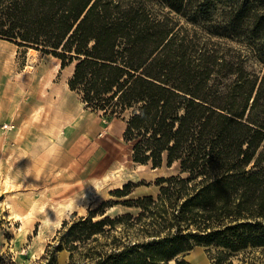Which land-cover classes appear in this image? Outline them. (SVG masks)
<instances>
[{"label": "trees", "instance_id": "1", "mask_svg": "<svg viewBox=\"0 0 264 264\" xmlns=\"http://www.w3.org/2000/svg\"><path fill=\"white\" fill-rule=\"evenodd\" d=\"M157 2L210 34L248 41L264 65V0H227L219 14L216 0ZM168 23L144 0H0V37L50 53L62 68L73 63L70 89L92 110L125 120L132 160L177 162L180 171L157 180L156 196L122 200L140 209L136 216L94 220L118 202L104 201L64 221L41 264H56L64 245L73 258L116 222L144 238L91 246L82 264H189L179 254L195 245L216 248L217 264L264 248V70L179 36ZM132 185L111 194L126 196Z\"/></svg>", "mask_w": 264, "mask_h": 264}, {"label": "rangeland", "instance_id": "2", "mask_svg": "<svg viewBox=\"0 0 264 264\" xmlns=\"http://www.w3.org/2000/svg\"><path fill=\"white\" fill-rule=\"evenodd\" d=\"M144 1L155 14L164 15L179 36L198 39L226 56L240 55L249 68L264 70L248 41L210 34L204 23H192L157 0ZM226 1L216 0L215 14ZM73 65L62 68L54 55L0 37V264L46 262L40 258L59 241L64 221L86 217L104 201L118 202L104 205L94 220L126 212L136 216L140 209L122 200L156 196L160 177L180 173L177 162L152 167L132 160L131 145L123 140L125 120L92 110L70 89ZM61 100L74 112L66 124L56 123L50 113ZM128 182L133 184L128 195L111 194ZM53 211L60 214L59 223H53ZM128 236L144 238L116 222L109 234L97 236L86 249L82 244L76 248L71 259L66 245L55 250L56 264H82L89 247L108 250L110 243ZM217 254L214 247L195 245L179 258L189 264H214ZM217 264H264V248L223 256Z\"/></svg>", "mask_w": 264, "mask_h": 264}, {"label": "crops", "instance_id": "3", "mask_svg": "<svg viewBox=\"0 0 264 264\" xmlns=\"http://www.w3.org/2000/svg\"><path fill=\"white\" fill-rule=\"evenodd\" d=\"M59 101V99H58ZM64 101L61 100L59 105L51 108L50 113L56 123L66 124L73 120L74 112L67 108V105L62 104ZM83 123V122H82Z\"/></svg>", "mask_w": 264, "mask_h": 264}, {"label": "bare ground", "instance_id": "4", "mask_svg": "<svg viewBox=\"0 0 264 264\" xmlns=\"http://www.w3.org/2000/svg\"><path fill=\"white\" fill-rule=\"evenodd\" d=\"M4 200V199H3ZM3 202V201H2ZM7 203V202H6ZM7 207V206H6ZM53 223H59L60 221V214L58 213V211H53V219H52Z\"/></svg>", "mask_w": 264, "mask_h": 264}]
</instances>
